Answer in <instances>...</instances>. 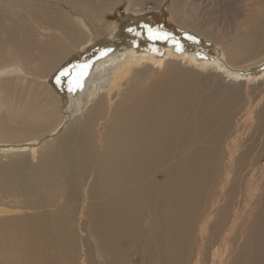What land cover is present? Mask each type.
<instances>
[{
    "label": "bare ground",
    "instance_id": "bare-ground-1",
    "mask_svg": "<svg viewBox=\"0 0 264 264\" xmlns=\"http://www.w3.org/2000/svg\"><path fill=\"white\" fill-rule=\"evenodd\" d=\"M116 1L0 0V63L10 62L5 68L23 67L28 72L25 54L34 46L37 25L60 35L48 36L40 55L28 56L30 61L47 56L50 64L51 58L90 44L101 37L91 21L103 19L105 8L111 9ZM126 1L128 23L107 41L96 62L86 63L83 76L89 74L96 85L82 96L79 113L65 112L68 123L57 143L43 147L39 158L37 149L31 148L34 164L24 155L27 145L0 143V192L18 200L0 203V227L14 220L27 232H36L49 249L42 264H264V161L260 163L264 153L257 162L254 150L239 155V142H228L232 136L228 113L240 101L225 87L198 90L177 76L149 82L137 79L139 69L157 76L156 71L163 72L172 59L185 56L206 65L213 62L212 67L231 78H256L264 65L245 68L256 66L254 59L263 61L264 53L246 60L242 68L228 57L243 56L242 51L254 45L256 34L264 35V15L257 26L251 28L249 22L241 29L243 40L231 42L213 27V21L201 23L200 15L199 20L191 19L188 13L181 16L178 9L170 10L162 13L157 28L153 18L144 14L146 0ZM86 11L93 13L92 19ZM145 26L170 33L183 51L171 40H150ZM215 30L220 38L212 42L209 34ZM63 81L65 85L68 80ZM80 86L78 82L75 90ZM6 99L14 100L11 94ZM252 108L244 117L250 118ZM27 113L22 119L28 125L48 122L42 111L27 108ZM258 128L257 146L264 150V127ZM92 161L96 164L90 174ZM158 173L164 181L158 182ZM207 185L212 190L215 185L216 190L211 204L205 201L202 206L201 190ZM259 190L263 193L251 220V203ZM219 197L226 201L224 207L219 208ZM245 217L251 220L247 226L241 222ZM238 235L243 240L235 245L232 239ZM12 254V249L7 253L1 245L0 264H11Z\"/></svg>",
    "mask_w": 264,
    "mask_h": 264
},
{
    "label": "rangeland",
    "instance_id": "rangeland-1",
    "mask_svg": "<svg viewBox=\"0 0 264 264\" xmlns=\"http://www.w3.org/2000/svg\"><path fill=\"white\" fill-rule=\"evenodd\" d=\"M177 1L178 2L174 3V0H163V2H160V4L158 1L156 2V0H146L144 14L148 17L153 18V20L157 23V28L159 24H161L160 16L162 15V13L168 12L169 14L170 10H173V12L175 13L174 10L178 9V14H180L181 16L184 13H188L191 19L199 20L198 17L200 15L201 23H205L206 25L210 21H213V27H218L221 32L220 35H227V41L231 42L240 40L241 35L245 34V32L241 29L245 28L249 22L251 23V25L249 23V26L251 28L257 26L259 20L264 15V0ZM172 3L175 5H172ZM209 4L212 5L210 6ZM255 4L259 5L254 8L253 5ZM172 7L173 9H171ZM127 11L128 4L126 0L121 4L119 0H117L116 3H114L113 7H111V9L109 6L105 8L103 14L101 13L104 17L103 19H95L96 22L91 21L92 24L95 23L97 32H99L101 37L99 39L93 38L90 44H86L84 46L82 45L81 47L65 51L64 54L61 55L62 57L60 55H57L58 57L56 56V58H51L50 64H46L48 62V60L46 59L48 58L47 56L42 57V62L39 60V57L35 60L30 61L28 56H39V49L47 42L48 36H50L51 34L60 35V33L55 32L54 30L42 29L37 25L38 31L32 35L34 46L31 48V51L29 53L25 54V61L27 63L26 66L29 67L27 70L28 72H26L23 67H15L13 69L5 68L12 65V63L10 62L0 63V96H2L5 93L6 89H8V91L10 92H8L7 94H11L14 99L13 102L8 101L6 99L7 94L4 97L0 98L1 144L10 146L27 145L25 150L27 152L24 153V155L28 157L31 164H34V162L31 160V148L37 149L39 158L44 151L43 147L47 146L48 143H57L58 139L62 135V127L66 126L68 123L65 112L71 114L79 113V111H77L76 109L79 108L78 104L82 103V96L86 95L88 90L93 89V85H96L95 82L89 80V74L83 76L85 69L78 66L87 65L86 63L91 62V60L96 62V60L101 57V55L98 54L100 53V50L103 51L106 45H108L107 41H109V39H114L115 35H117L118 33V30L122 27H125V24L128 23L126 19L130 16V14H127ZM86 13L89 18H93V13L91 11H86ZM141 25L142 27H144V24L141 23ZM236 31H238L239 33ZM262 32H264L263 29ZM126 36L128 35L124 34L122 37ZM209 36L208 37L210 39H213L211 40L212 42L214 41L215 37L216 40L220 38L217 37L216 30L215 34L213 32H210ZM242 36L244 37L245 35ZM243 37H241L242 40L244 39ZM5 39V36L1 38L2 41ZM255 40L258 41L255 42ZM252 42H254V45H250V48H246V52L242 51L244 52L243 56H240L238 53H234L232 56L228 57L229 54L226 52L224 53L226 54V57H228L229 59L232 58V61L238 63L239 68L245 67L248 64L245 63L246 60L253 59L254 56H258L260 53H264V35L262 33L256 34V38H253ZM3 51L4 46L2 44V55ZM28 62L33 63L36 68L33 69L34 67H30L28 65ZM253 62H255L257 65L248 66L245 69L256 68L264 65V60L260 61V58L254 59ZM41 63L45 64L44 68L40 66ZM212 64L213 62H210L209 65L199 63L194 59V57L189 56L175 58L172 59L170 63H167L163 72L156 71L157 76L152 75V73L147 74L145 70H137V72L141 74L140 76H137V79L142 81L147 80L149 82L150 80L159 79L160 81H162L166 78L177 76V79L179 78L184 83L191 84V86H197L198 90H203L202 88L204 87L211 90V88H215V86H222L227 88L230 94L234 95L238 99V101H240V103L238 105H235L232 111L228 113L229 115L232 114V136L234 137L233 138L230 134V139L228 142H230L231 140H237V142H239L238 144L241 146L239 155L247 152L249 149L254 150V154L257 156L256 161L259 162L263 158L261 156L264 153L263 149H258L257 144L259 143V141L256 140L257 136H261V131H257V128L259 126L264 127V116H261L259 114V110L264 111V71L256 76V78L235 79L234 77L231 78L223 75L216 68L212 67L214 65ZM39 67L41 70H39ZM174 70H176V72H174ZM81 72H83V75L80 74ZM158 72L160 73L158 74ZM61 73L65 74L61 75ZM72 73L73 76L70 79ZM80 76L83 77L79 78ZM64 79L68 80L65 85H63ZM78 82L81 83L80 89L75 90V86H77ZM40 100L47 103L48 107H46L45 103H41ZM11 105L15 106L14 110L9 109ZM250 106H253L251 110L252 115L250 116V118L244 117L246 110H248ZM255 106L257 108H255ZM16 108L18 109L17 111ZM27 108L35 111H42L44 114H46L48 122L40 126L26 124L23 121L22 117L24 113L28 115ZM90 108L91 105L85 109L86 111L84 115L88 113ZM242 117L249 120L245 121ZM225 119H227V116L225 117ZM242 120L245 122H243ZM71 124L72 122L70 123V125ZM222 124L223 123H221V125ZM213 128L217 130L216 126ZM256 132H259L258 135ZM263 132L264 128L262 129V136L264 137ZM235 133L237 134L236 136ZM262 140L264 143V138H262ZM42 143L44 144V146ZM263 161L264 158L260 161V163L262 164ZM237 163L238 162L235 160L234 164ZM95 164L96 163L92 161V169L90 170V174L92 173ZM221 165L223 166V163ZM157 175L158 176L156 177V179L158 180V182H162V179L163 181L165 180L164 177L161 176L163 174L158 173ZM91 178L92 176H90V179ZM233 179L231 180L232 183ZM235 179L237 180V177H235ZM210 187V185H207V187L201 190L202 195L200 197V202H203L202 206H204L205 201L206 203H208V206L211 204V197H213L216 187L214 185L213 190ZM211 190L212 193L211 196H209L208 194ZM262 191L263 190H259L256 195V199L251 203L254 204L252 211L249 213L251 215V220L252 216H254L258 210V207L255 206V204H257L259 198L262 196ZM220 197L218 198V202L221 201V205L219 204V208L226 205V201H223L224 198ZM16 201H18L16 196L7 192H0V203L13 204ZM260 201L261 202L259 203L260 205H262V198L260 199ZM200 209L201 208H199V211ZM201 211H203V209H201ZM206 215L207 213H205V216ZM194 216L197 220L196 212L194 213ZM250 219L248 217H245V219L241 220V222L242 224H244V226H247L251 222ZM21 222L22 224L27 225L25 218H22ZM25 236H31V238H25ZM242 240L243 239H241L239 235L236 240L232 239L235 245H237L239 242L242 243ZM1 245L7 253L9 249L13 250L12 257L9 260L11 264H29L34 262V260H37L39 264H42L48 259V256L44 253L45 249H48L46 247L47 244L45 243V241L36 232H33V230H31L30 233L25 229H22L14 220H6L0 227V246ZM75 246L77 247L78 245ZM78 247L80 249V246ZM236 255V253L233 254V256ZM145 260L146 256L143 255V261ZM140 263L141 262H138V264Z\"/></svg>",
    "mask_w": 264,
    "mask_h": 264
},
{
    "label": "snow or ice",
    "instance_id": "snow-or-ice-1",
    "mask_svg": "<svg viewBox=\"0 0 264 264\" xmlns=\"http://www.w3.org/2000/svg\"><path fill=\"white\" fill-rule=\"evenodd\" d=\"M145 28L147 29L148 38L150 40H171V42L176 46L178 51H183V45L179 41H177L174 37H172L170 33L161 31L159 29H153L148 26H145ZM130 31L132 30L130 29ZM187 39L195 41L196 37L188 36ZM153 50L155 51V49ZM78 67L87 68V65L78 66ZM64 74L65 73H61V75H64ZM80 74L83 75V72H81Z\"/></svg>",
    "mask_w": 264,
    "mask_h": 264
}]
</instances>
